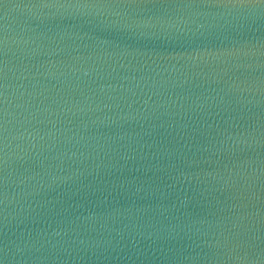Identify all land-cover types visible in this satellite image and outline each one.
<instances>
[{
	"label": "water",
	"instance_id": "water-1",
	"mask_svg": "<svg viewBox=\"0 0 264 264\" xmlns=\"http://www.w3.org/2000/svg\"><path fill=\"white\" fill-rule=\"evenodd\" d=\"M0 31V264H264V7L4 0Z\"/></svg>",
	"mask_w": 264,
	"mask_h": 264
},
{
	"label": "snow or ice",
	"instance_id": "snow-or-ice-1",
	"mask_svg": "<svg viewBox=\"0 0 264 264\" xmlns=\"http://www.w3.org/2000/svg\"><path fill=\"white\" fill-rule=\"evenodd\" d=\"M4 0H0L3 4ZM43 6H76V7H96V6H125V7H171V8H195V7H214V8H245V7H264V0H75V3H68L65 0H41ZM7 33L0 31V165L7 162V145L5 143L9 133L8 100L6 98L8 85V73L10 63L8 58ZM9 86V85H8ZM264 88V81L260 82ZM230 93H226L228 95ZM7 105V107H6ZM181 175H185L181 172ZM3 177L0 176V183ZM3 192L0 191V204L3 203Z\"/></svg>",
	"mask_w": 264,
	"mask_h": 264
}]
</instances>
